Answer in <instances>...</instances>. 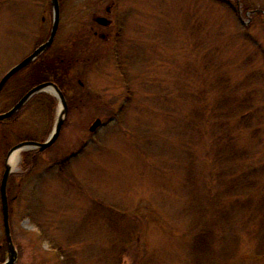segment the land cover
<instances>
[{"label": "rangeland", "instance_id": "rangeland-1", "mask_svg": "<svg viewBox=\"0 0 264 264\" xmlns=\"http://www.w3.org/2000/svg\"><path fill=\"white\" fill-rule=\"evenodd\" d=\"M58 1L45 57L80 60L57 139L13 166L14 264H264V0H117L108 39L90 29L108 0ZM52 18L50 0H0V77ZM28 73L7 83L0 111ZM58 110L42 91L0 123V180L9 145L44 141Z\"/></svg>", "mask_w": 264, "mask_h": 264}, {"label": "water", "instance_id": "water-1", "mask_svg": "<svg viewBox=\"0 0 264 264\" xmlns=\"http://www.w3.org/2000/svg\"><path fill=\"white\" fill-rule=\"evenodd\" d=\"M52 5V24L50 28L49 35L47 39L40 44H38L32 52H30L28 55L23 57L20 61L15 63L13 66H11L0 78V91L5 84V82L10 78L13 74H15L20 69L24 68L31 62H33L37 57H39L43 52H45L50 45L52 44L56 32L59 25L60 20V8H59V1L58 0H51ZM99 20H102L103 22L106 21L105 17H99ZM40 91H50L57 99L59 103V110L58 114L55 120L54 127L48 137L44 141H35V140H24L21 141L15 145H13L7 152L5 163H4V171L1 177L0 181V193H1V211L3 216V225H4V232L5 237L7 240L8 245V255L7 258L4 261H0V264H14L17 260V249L14 245L12 235H11V229L9 224V206H8V200H7V194H6V184L8 181V178L13 172L14 167L9 162V157L15 150H21L28 149V148H35L38 151H42L49 147L51 144L54 143V141L57 139L61 127L63 125V122L65 120V117L67 115L68 111V105L67 100L65 98V95L63 91L59 88V86L52 82V81H44L41 82L33 87H31L29 90H27L8 110L0 113V120L3 118H7L15 113H17L23 105L30 99L31 96L34 94L40 92ZM102 124V121L100 118H95V120L91 123L89 126L90 131H94L98 126Z\"/></svg>", "mask_w": 264, "mask_h": 264}, {"label": "trees", "instance_id": "trees-1", "mask_svg": "<svg viewBox=\"0 0 264 264\" xmlns=\"http://www.w3.org/2000/svg\"><path fill=\"white\" fill-rule=\"evenodd\" d=\"M224 1V0H222ZM225 2V1H224ZM47 51L40 55L37 59L31 62L26 68L29 70V73L26 75V87L24 90L32 87L33 85H37L40 82L53 80L59 86V88L64 92L63 87L64 85L69 82L68 76L70 73V57H63L61 60L60 57L57 58H46L45 55ZM65 94V93H64ZM38 95V94H37ZM47 96V95H46ZM25 162H29V164H33L35 160L29 161V159L25 158ZM242 185L243 189L249 188V184H239ZM212 230L209 229L207 226H203L198 232L195 237V244L206 252L208 247L210 246V242L212 241ZM211 240V241H210ZM261 248L258 249L256 255H263L264 254V242L263 238L261 241Z\"/></svg>", "mask_w": 264, "mask_h": 264}, {"label": "flooded vegetation", "instance_id": "flooded-vegetation-1", "mask_svg": "<svg viewBox=\"0 0 264 264\" xmlns=\"http://www.w3.org/2000/svg\"><path fill=\"white\" fill-rule=\"evenodd\" d=\"M50 5H51V0H50ZM117 5H118V2H117V0H108L107 1V3L105 4V5H103L101 8H102V11H100V12H98L97 14H94V16L92 17V20H93V23L90 25V29L92 30V33H93V35H98L100 38H102V39H108L109 38V35H110V33H105V32H103V31H101L100 30V28L101 27H104V28H106V27H108V28H110V27H112V29H114V28H118V26H117V24H116V20H115V17L113 16V13L115 12V10H116V8H117ZM51 8H52V5H51ZM104 12V13H103ZM99 17H105L106 18V21H102V20H99L98 18ZM96 26V27H95ZM116 28V29H117ZM40 57V56H39ZM63 58H61V60H62ZM90 58L89 57H86V59H83L84 61H88ZM70 64H72V62H74V61H79L80 60V58H78V57H75V58H73V57H70ZM28 66V65H27ZM27 66H25L24 68H22V69H20L19 71H17L15 74H13L10 78H8V80L5 82V84L3 85V87H2V89H1V91H0V97H1V95H2V92H3V90L5 89V87H6V85H7V83H9V81L14 77V76H16L18 73H21V72H24V69L27 67ZM23 76H24V74H23ZM2 77V76H1ZM0 77V78H1ZM47 81H52V82H54L53 80H47ZM44 82V81H43ZM41 83V82H40ZM54 83H56V82H54ZM78 83L80 84V86L81 87H84V84H83V82L80 80V79H78ZM39 84V83H38ZM33 86H35V85H33ZM32 86V87H33ZM31 87H29L28 89H26V91L27 90H29ZM26 91H24L16 100H15V102L26 92ZM40 92H42V91H40ZM40 92H38V93H36V94H34L33 96H31L30 97V99L23 105V107L24 106H26L29 102H30V100H32V98L35 96V95H37V94H39ZM14 102V103H15ZM68 104V103H67ZM22 107V108H23ZM21 108V109H22ZM6 111V110H5ZM2 112H4V110L3 111H0V113H2ZM16 114H13V115H11V116H9V117H7V118H3V119H1L0 120V123H2V122H5V121H10L11 119H13L14 118V116H15ZM24 140H36L35 138H32V137H26V138H21V139H19V140H16V142H14V143H12V144H10L9 145V147H8V150L13 146V145H15V144H17V143H19V142H21V141H24ZM8 150H7V152H8ZM7 152H6V155H7ZM5 158H6V156H5ZM4 163H5V159H4ZM4 171V170H3ZM11 177H12V175L10 174V176H9V178H8V181H7V184H6V194H7V200H8V206H9V203H10V198H11V190H12V188H11V182H12V179H11ZM1 181V180H0ZM13 197V196H12ZM0 202H1V193H0ZM2 226H3V231H2V235H0V261H4L6 258H7V255H8V245H7V240H6V237H5V232H4V225H3V216H2Z\"/></svg>", "mask_w": 264, "mask_h": 264}, {"label": "bare ground", "instance_id": "bare-ground-1", "mask_svg": "<svg viewBox=\"0 0 264 264\" xmlns=\"http://www.w3.org/2000/svg\"><path fill=\"white\" fill-rule=\"evenodd\" d=\"M19 158H20L19 150H15L10 155L9 162L11 163L12 166H15L17 164V162L19 161Z\"/></svg>", "mask_w": 264, "mask_h": 264}]
</instances>
